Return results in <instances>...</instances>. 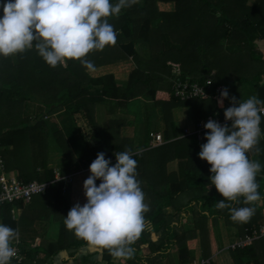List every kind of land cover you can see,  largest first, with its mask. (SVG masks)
Wrapping results in <instances>:
<instances>
[{
  "label": "trees",
  "instance_id": "16d2710c",
  "mask_svg": "<svg viewBox=\"0 0 264 264\" xmlns=\"http://www.w3.org/2000/svg\"><path fill=\"white\" fill-rule=\"evenodd\" d=\"M249 1L137 0L122 9L118 17H109L117 32L116 43L90 52L86 59L94 67L131 60L134 68L123 74L124 82L113 73L93 77L79 60L53 68L35 47L0 56V158L5 171L15 173L23 182L53 179L49 160V147L53 146L64 156L58 165L61 175L73 174L65 193L61 190L63 182L58 181L27 203H0V224L22 235L18 244L21 259H11L10 264H51L61 252L67 253L62 261L79 256V249L88 242L65 227V217L71 210L70 189L76 182L75 172L90 169L101 152L113 166L116 152L131 150L137 161L136 178L149 206L144 214L145 229L130 245L133 256L114 258L108 249L101 248L100 259L106 264H192L195 251L188 246L192 239L199 242L198 256L210 259L206 264H216L210 254L209 220L219 245L233 241L232 235L236 240L251 237L252 231L264 223V128L259 143L247 153L250 160L262 166L256 177L262 199L251 204H245L243 197L238 202L225 200L232 207L255 208L249 221L234 222L229 208L216 207L223 197L210 184L211 165L199 157L209 130L202 129L199 137L198 133L187 135L177 129L173 115L175 108L187 107L197 127L209 115L225 119L224 112L232 106L233 97L246 100L245 87L259 99L264 97V55L256 47V42L264 40V0ZM4 2L0 0V4ZM110 2L116 4L118 0ZM159 2H171L173 9H159ZM175 64L180 67V81L203 84L211 78V94L217 84L224 83L229 97L223 107L211 96H175ZM142 97L155 107L162 123L161 143L137 144V135L147 127L142 124ZM99 107H104L106 114H130L132 118L114 116L103 125L96 120ZM57 114L62 123L51 128L47 117ZM76 114L93 129L87 139L76 125ZM126 126H130L131 135L127 136ZM150 132L147 136L152 138ZM100 183L98 179L97 186ZM13 207L22 210L18 220L12 218ZM44 219L59 222L58 238L54 242L40 239L32 245L30 227ZM144 247L148 250L145 254L141 251ZM173 247L176 257L171 253ZM228 250L233 264H264V234Z\"/></svg>",
  "mask_w": 264,
  "mask_h": 264
},
{
  "label": "clouds",
  "instance_id": "9594fccd",
  "mask_svg": "<svg viewBox=\"0 0 264 264\" xmlns=\"http://www.w3.org/2000/svg\"><path fill=\"white\" fill-rule=\"evenodd\" d=\"M137 0H6L0 4V56L8 57L33 49L51 67L79 60L89 70L93 63L86 59L93 51L103 50L117 41V32L108 18L119 16L122 9ZM229 97L227 89L221 93ZM223 99L219 101L223 107ZM261 114L264 101L257 96L237 101L225 112L231 126L209 120L205 128L207 143L201 146L199 157L211 165L210 184L222 195L216 207L230 209V219L247 222L255 214L253 207H232L227 201L245 204L261 201L256 177L261 164L247 153L261 135ZM258 151V149H257ZM115 165L98 153L90 165L91 175L84 182L87 202L77 203L68 212L64 224L68 230L93 246L108 249L114 258H131L130 246L145 229L144 214L149 206L137 180V161L131 150L115 153ZM101 180L99 186L96 181ZM19 232L0 224V264H10L16 255L12 242Z\"/></svg>",
  "mask_w": 264,
  "mask_h": 264
},
{
  "label": "built area",
  "instance_id": "2783aa9c",
  "mask_svg": "<svg viewBox=\"0 0 264 264\" xmlns=\"http://www.w3.org/2000/svg\"><path fill=\"white\" fill-rule=\"evenodd\" d=\"M174 71V77L172 79V89L175 96H179L181 99H189L192 97H198L201 99H206L208 97H212L218 101H220L222 98L221 93L223 90L226 89V85L224 83H219L216 85L213 94L209 92V89L212 84V79L208 78L205 80L203 84L193 81H180L179 78H177L179 74L178 68ZM213 75V73H211ZM260 100L264 101V97H261ZM223 102H225V99H223ZM209 120H215L218 123H220L222 126L225 124H228L231 121H226V119L218 120L215 117L209 115L207 116L206 120H200L199 121V129L197 136L199 137V132L205 128V124ZM261 134L262 129L264 127V114H261ZM150 136L152 137L153 141L155 143H161L163 142V137L160 132H150ZM54 177L51 180L46 181H39L37 179H33L29 182H23L20 179L17 178L16 175H13L12 173H9L5 171L4 163L2 159L0 158V203L8 202V203H14L15 201H23V202H29L34 195L43 194L45 193L50 185L54 182L62 181V191L65 192V189L67 187V184L71 183L72 181V175L73 174H67V175H61L59 168L54 166L52 167ZM21 209L17 207H13L11 209V214L13 217L16 212H19ZM264 234V223L260 224L258 229L254 230L252 233V236H247L244 240H236L231 245L230 248H233L235 246H243L245 243L250 241L252 238H255L259 235ZM19 239H16L12 242V246L16 250V255L12 259H21L20 254V247L18 246ZM200 264H206L209 262L208 259L200 258ZM198 260V261H199Z\"/></svg>",
  "mask_w": 264,
  "mask_h": 264
},
{
  "label": "crops",
  "instance_id": "0c3cea01",
  "mask_svg": "<svg viewBox=\"0 0 264 264\" xmlns=\"http://www.w3.org/2000/svg\"><path fill=\"white\" fill-rule=\"evenodd\" d=\"M251 2H252V0L249 1V3H251ZM123 62H128L126 64H128V66H131L130 68H133L132 66L134 64H133V62L131 60H124V61H119V62H115V63L106 64V65L99 66V67H94V70H89L88 69L87 72L88 73L91 72V71L92 72H98L95 76L92 75V73H89L93 77L101 76V75H103L105 73L107 74L108 72H116L117 73V70H119L118 69L119 65L120 64H124ZM173 68L174 69H172V70H175L177 68H178V70L180 69L179 65H178V67H176L175 65H173ZM101 70H104V71H102L101 73H99ZM118 74H120V73H118ZM143 109L145 110L144 113H143ZM141 113H142V124H143V119H144V115H145L146 116V119H145V124H143V125H146L147 127L145 129L146 132H144V130H143L139 135H137V137H138L137 140L140 141V138L143 135H147V132L149 130L150 131H153V132H160L162 134V131L159 128L161 122H160V120L158 118L157 111H156L155 107H153V105L151 104V102H149L147 99L141 105ZM173 113H174L173 114L174 115V121H175V125H176L177 129H183V131H187L188 129H190V126H193L194 128L196 127V125L194 124V122H193V120L191 118V112H190L189 108H187V107L175 108L173 110ZM179 113L182 114V119L181 118H178V114ZM114 116H118L120 118H125L127 120H130L132 118V115H130V114H116V115L106 114L104 107H99V108L96 109V120L99 123L103 124V125H105V123L109 119H112ZM126 130H127V136L132 134L130 132V126H126ZM120 133L122 135V132H120ZM187 133H188V131H187ZM162 136H163V134H162ZM149 139H151V141L149 142V144H153L154 143L153 139L150 138V137H149ZM80 171H81L80 180L79 181L76 180V182L72 185V188L70 189V191H71V198H70V202L69 203H70V207L71 208L74 207L77 203H79L81 206H83L87 202V198L85 200H82L81 197H83L85 195V190H84V182H85V179H84V176H87L89 178L90 175H91V172H90V169L80 170ZM77 172H79V171H77ZM78 190L80 191V194H83L84 193V195H82V196H80V194L77 195V191ZM62 193H65V192L62 191ZM21 213H22V210H20L14 217L12 215V218L14 220H18L19 217H20V215H21ZM50 224L51 225L48 227V225L46 226V222L44 220L38 222L36 224V226L34 225V227L33 226L30 227V230L28 232V236H34V238H35L37 235H35V233H33V231L36 230V233L38 232V234L41 231V233H40L41 239H45L47 241L49 240L50 242L56 241V239L58 238V230H59L58 224L57 223H50ZM21 237H22V235L19 233L18 239L21 240ZM38 238L40 239V237H38ZM27 239L29 240V238H27ZM214 242H215L214 245L216 246L217 245L216 244V238H214ZM192 243L194 245L196 243V240L195 239L190 240V248H193V247H191L192 246ZM33 244L34 243H32V245ZM91 246H93V245H89L88 246L89 249H87V254L89 255V257L90 256H93V254L95 256V254H97L98 252H101L102 251V249H100V250L98 249L99 248L98 246H93L94 249L91 250L90 249ZM215 246H214V248H215ZM217 247L218 246H216V249H217ZM213 249H212V254H215L214 255L215 256V259H216V257H218V255H219V258H221L223 255H225V251L227 250V249H223L222 251L224 253L222 252L223 253L222 254L221 251H218V249H217V251H215ZM82 252L83 251L80 248L79 249V253H78L79 256H77L76 258H68L66 261H62L61 259H64V257H67V253L61 252L60 254L57 255L58 257L55 256L53 258L51 264H55L54 263V260H59V263H57V264H90L87 261L88 260L87 256H83L81 254ZM227 254H229V253L227 252ZM39 257H41V256L39 255ZM95 257H96V259L94 261L90 258L91 259L90 261L93 262V264H103L104 263L100 259L101 258V253H100V257H98V256H95ZM227 262H228L227 264H233L232 261H227ZM104 264H106V263H104ZM221 264H223V263H221Z\"/></svg>",
  "mask_w": 264,
  "mask_h": 264
},
{
  "label": "rangeland",
  "instance_id": "374dc122",
  "mask_svg": "<svg viewBox=\"0 0 264 264\" xmlns=\"http://www.w3.org/2000/svg\"><path fill=\"white\" fill-rule=\"evenodd\" d=\"M173 6H174V4L173 3H171V2H169V3H158V7H159V9H161V10H169V9H173ZM256 47H257V49L260 51V52H262L263 53V55H264V40H260V41H258V42H256ZM129 62V61H128ZM128 62H123L124 64H120L119 65V67H118V69L119 70H117V73L116 72H108V73H113V74H115L116 75V78H117V80L118 81H120V82H124V76H123V74L124 73H129L133 68H134V65L132 66L133 68H130L131 66H128V64H126V63H128ZM131 63V62H130ZM103 66V65H102ZM175 66L176 67H178V65L177 64H175ZM99 67V66H98ZM110 70V69H109ZM108 70V71H109ZM102 71H104V70H101L99 73H101ZM89 73H92V75H96L98 72H89ZM118 73H120V74H118ZM212 73H214V72H212ZM106 74V73H105ZM97 77V76H96ZM246 89V91L248 92V95L246 96V100L249 98V97H251V96H257L255 93H252V92H254L252 89L250 90L248 87H245L244 88V90ZM145 102V98L144 97H142V103H144ZM144 109H143V113H144ZM180 112V111H179ZM75 120H76V125L78 126L79 125V127L81 128V131H82V133L84 134V136L86 137V139L87 138H89V136L91 135V133H92V128L89 126V123L83 118V117H81L79 114H76L75 115ZM178 118H181L182 119V114L181 113H179L178 114ZM145 119H146V116L144 115V119H143V124H145ZM47 121L49 122V126L51 127V128H53L55 125H57V126H60V124L62 123V117H59V115L57 114V115H52V116H49V117H47ZM162 127V123L160 124V126H159V128H161ZM188 129V128H187ZM198 129H199V127H193V126H190V129H188L187 131H188V133H187V131H185L186 132V134L188 135V134H191V133H198ZM204 129V128H203ZM190 132V133H189ZM151 141V139H149V137L147 136V135H143L141 138H140V141H139V143H137L138 144V146H143V145H145V144H149V142ZM155 143V142H154ZM153 145V144H152ZM59 149L57 148V147H53V146H50L49 147V155H50V167H53L54 166V168L56 169V167L58 168L59 166L58 165H60V163H63V160H64V156L59 152ZM9 173H11V172H9ZM12 174H14L15 175V173H13L12 172ZM54 174V173H53ZM80 176H81V171H79V172H76L75 173V178H76V180L77 181H79L80 180ZM84 192V191H83ZM82 195H84V193L83 194H80V196H82ZM82 198V200H85L86 199V195H84L83 197H81ZM18 212H16L14 215H16ZM44 221L46 222V226L48 225V227L51 225L50 223H57L58 224V227H59V222L58 221H53V220H51V219H44ZM208 229H209V243H210V254L212 255V258H214L215 259V254H212V249L214 248V244H215V242H214V238H216V236H215V233H214V231H213V229H212V226H211V220H209L208 221ZM233 229V228H232ZM234 230V229H233ZM232 230V231H233ZM254 231V230H253ZM253 231H252V233H253ZM40 233H41V231L39 232V234H38V232L37 233H35V235H37L35 238H34V241H33V243L34 244H38L39 242H40V239H41V235H40ZM58 234H59V230H58ZM231 235V234H230ZM38 237H40V239L38 238ZM32 238V237H31ZM231 238V240H233V241H231V242H228V240H225L224 241V245H219V243H218V241H217V238H216V246H218L217 247V249H218V251H221V253L223 252L222 250L223 249H227L226 251L229 253V250H228V248H229V246L236 240V238H233V235L230 237ZM229 238V239H230ZM196 240V239H195ZM49 241V240H48ZM89 245H91V244H86L85 246H82L81 247V249H82V255L83 256H87V258H88V262L90 263V264H93V262H91L90 260L92 259L93 261L96 259V257L95 256H98V257H100V253L101 252H98L97 254H95V256H94V254H93V256H90L89 257V255L87 254V249H89L88 248V246ZM188 246L190 247V240L188 241ZM216 246H215V248L213 249V250H215V251H217V249H216ZM191 247H193V248H190V249H193L195 252H194V254H195V258H194V260H193V262H192V264H200V257L201 256H198V254L200 253V247H199V242L196 240V243L193 245V243H192V246ZM90 249L91 250H93L94 249V247L93 246H91L90 247ZM99 250L101 249L100 247L98 248ZM142 253L143 254H145V253H147L148 252V250H147V248L146 247H144V248H142ZM225 251V255H223L221 258H219V255H218V257H216V259H215V262H216V264H221V263H223V264H227L228 262L227 261H232V259H231V257H230V255L229 254H227V252ZM171 253H172V255L173 256H175L176 257V249H175V247H173V248H171ZM224 253V252H223ZM222 253V254H223ZM81 255V256H82ZM58 257V256H57ZM91 258V259H90ZM199 260V261H198ZM208 260H210V259H208ZM117 261V260H116ZM54 263L55 264H57V263H59V260H54ZM45 264H48V263H45ZM104 264V263H103ZM116 264H121V262H116Z\"/></svg>",
  "mask_w": 264,
  "mask_h": 264
}]
</instances>
